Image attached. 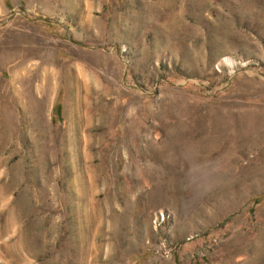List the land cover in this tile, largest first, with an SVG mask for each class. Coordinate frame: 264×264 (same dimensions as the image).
<instances>
[{
    "label": "rangeland",
    "instance_id": "1",
    "mask_svg": "<svg viewBox=\"0 0 264 264\" xmlns=\"http://www.w3.org/2000/svg\"><path fill=\"white\" fill-rule=\"evenodd\" d=\"M0 264H264V0H0Z\"/></svg>",
    "mask_w": 264,
    "mask_h": 264
},
{
    "label": "trees",
    "instance_id": "2",
    "mask_svg": "<svg viewBox=\"0 0 264 264\" xmlns=\"http://www.w3.org/2000/svg\"><path fill=\"white\" fill-rule=\"evenodd\" d=\"M56 109H57L58 112H60L61 106L59 104H57Z\"/></svg>",
    "mask_w": 264,
    "mask_h": 264
}]
</instances>
